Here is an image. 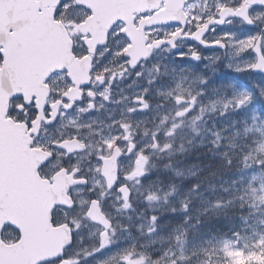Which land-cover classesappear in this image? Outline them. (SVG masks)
Returning a JSON list of instances; mask_svg holds the SVG:
<instances>
[{
    "label": "snow or ice",
    "instance_id": "6c2138e0",
    "mask_svg": "<svg viewBox=\"0 0 264 264\" xmlns=\"http://www.w3.org/2000/svg\"><path fill=\"white\" fill-rule=\"evenodd\" d=\"M6 2L0 264H264V0Z\"/></svg>",
    "mask_w": 264,
    "mask_h": 264
},
{
    "label": "flooded vegetation",
    "instance_id": "af4514ba",
    "mask_svg": "<svg viewBox=\"0 0 264 264\" xmlns=\"http://www.w3.org/2000/svg\"><path fill=\"white\" fill-rule=\"evenodd\" d=\"M97 2H100V0H97ZM4 2H1V4H0V7L2 6V4H3ZM8 10H12V12H13V14L15 15L18 11H19V9H13V6H10L9 4H8ZM236 27L237 28H239V27H241V26H239L238 24L236 25ZM203 54L205 55V56H209V55H212L213 53H212V51L211 50H204V52H203ZM166 58H170V54H166ZM207 63V61H203V62H199L198 64H197V67H196V70L197 71H201V70H203L206 74L208 73V70L204 67V65ZM225 63L226 62H218L217 63V65H213V67H216L217 68V71H216V73L215 74H213L212 75V79H211V83H213V84H217V85H220V84H225V82H226V80H227V69H229V68H227L226 66H225ZM186 64H187V62H183V63H181L180 64V66L181 67H184V66H186ZM232 70V69H231ZM242 75H244V76H249V75H247V74H244V73H241ZM250 78V77H249ZM252 78V77H251ZM251 78H250V80H251ZM131 82V80L129 79V80H127V81H124L123 82V84H121L120 86L122 87L124 84H127V83H130ZM248 83H249V81H248ZM127 91H132V89H127ZM257 98H259V97H257ZM261 99V98H260Z\"/></svg>",
    "mask_w": 264,
    "mask_h": 264
},
{
    "label": "trees",
    "instance_id": "16d2710c",
    "mask_svg": "<svg viewBox=\"0 0 264 264\" xmlns=\"http://www.w3.org/2000/svg\"><path fill=\"white\" fill-rule=\"evenodd\" d=\"M210 157H211V154L203 155V156H200V155L198 156V155H195V154H191V155H189V156H187L185 158V163H197V162L203 163V162L207 161ZM213 159H215V158H213ZM194 179H195L194 177L186 178L183 181L182 187H187L188 185H190L194 181ZM223 179H226V177H224V178H221V177H209V180L207 182L215 183L218 186L217 187V191H219V185L223 182ZM204 195L205 196L212 195L211 190L205 191ZM198 206H200L199 198H197V200L193 201V207L195 208V207H198ZM165 218H167V216ZM174 218L178 219V217L176 215H174ZM218 226H220V225H218Z\"/></svg>",
    "mask_w": 264,
    "mask_h": 264
},
{
    "label": "rangeland",
    "instance_id": "374dc122",
    "mask_svg": "<svg viewBox=\"0 0 264 264\" xmlns=\"http://www.w3.org/2000/svg\"><path fill=\"white\" fill-rule=\"evenodd\" d=\"M252 78H256L257 79V82L259 84H261L262 86H264V79H261V78L255 77V76H253ZM242 79H243V81L239 80V78H237L235 76H231L230 77V73H227V80L225 82V85H227V84H233L237 88H239L240 86L243 85V86L247 87L249 90L253 91V93L256 94L257 97H259V95H258V89H256L255 87H253L250 78L247 77V76H244ZM248 81H249V83L246 84L245 82H248ZM258 100H260V99H258ZM179 158H181V157H179ZM164 162L165 161H158L159 164H163ZM152 174H155V173H152ZM183 188L184 187L181 188V192H183ZM173 199H175V197H173ZM177 217L179 218V216H177Z\"/></svg>",
    "mask_w": 264,
    "mask_h": 264
},
{
    "label": "water",
    "instance_id": "95a60500",
    "mask_svg": "<svg viewBox=\"0 0 264 264\" xmlns=\"http://www.w3.org/2000/svg\"><path fill=\"white\" fill-rule=\"evenodd\" d=\"M2 1V0H1ZM4 3L2 4V6L0 7V16H5L7 15L10 11L12 10H8V2H6V0L3 1ZM10 6H12V4H9ZM39 63L38 60H33L31 62H29V64L27 66H25L24 68V72L25 74H30L31 71H33L35 69V67L37 66V64Z\"/></svg>",
    "mask_w": 264,
    "mask_h": 264
}]
</instances>
